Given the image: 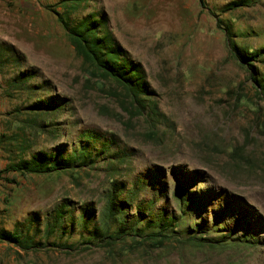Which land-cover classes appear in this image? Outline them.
<instances>
[{"label":"rangeland","instance_id":"rangeland-1","mask_svg":"<svg viewBox=\"0 0 264 264\" xmlns=\"http://www.w3.org/2000/svg\"><path fill=\"white\" fill-rule=\"evenodd\" d=\"M62 1L0 0V47L13 57L0 67V171L21 155L3 142L19 128L16 109L37 100L58 97L64 110L51 117L58 134L35 139L25 157L60 149L68 156L86 136L104 153L58 174H3L0 229L23 228L44 247L0 241V264H264V101L221 28L231 26L243 48L264 49V0L228 12L238 0H88L75 11L107 19L118 47L142 68L158 118L132 114L114 82L102 87L90 77L54 13L65 10ZM255 65L264 81V60ZM22 72L36 75L33 89L12 85ZM180 178L186 189L218 198L204 199L203 212L189 219L174 194ZM113 182L128 219L175 215L182 232L160 248L144 237L84 244L79 228L46 236V217L60 204L74 220L90 209L98 225ZM220 209L223 219L213 213ZM193 227L215 230L189 242Z\"/></svg>","mask_w":264,"mask_h":264},{"label":"trees","instance_id":"trees-1","mask_svg":"<svg viewBox=\"0 0 264 264\" xmlns=\"http://www.w3.org/2000/svg\"><path fill=\"white\" fill-rule=\"evenodd\" d=\"M88 0H63L61 5L65 8L63 12L54 11L58 16L59 22L65 29L71 45L74 47L76 54L82 58L87 72L91 78L100 82L102 87L109 81L114 82L117 86L116 91L120 88L130 100L131 113L137 116H150L154 118L160 117L157 104L151 101L150 97L153 92L149 87L145 74L140 65L130 61L120 47L107 27V19L103 16L90 14L81 18L74 17L75 11L79 10L81 5ZM257 1V0H256ZM249 0H238L227 4L223 8V12L235 10L237 8L250 4ZM225 32L227 45L232 56L247 69L250 80L257 89L259 97L264 101V81L260 78V72L255 65L257 62L264 60V49L253 50L251 48L241 47L236 38L237 34L231 26L221 27ZM10 50V51H9ZM12 48L0 47V67L4 66L7 61L13 60ZM6 57V58H5ZM12 58V59H11ZM33 72L19 73L12 82L14 87L19 90L33 89L29 82L35 78ZM64 110L62 100L51 98L50 100H37L15 111V122L19 124L17 132L12 135H3V142H7L8 150L15 153V149L21 154L20 158L9 163L5 169L0 171V178L3 174L18 173L20 175H51L65 172L75 167H86L97 162L96 160L104 153L97 152V148L91 145L86 136V141L80 143L75 150L65 156V151L60 149L55 152L34 153L30 157L25 155L31 150L34 140L43 135L50 134L55 136L58 134L56 128H52V116ZM264 125V123H263ZM15 146V147H14ZM14 147V148H13ZM24 155V156H23ZM185 178L178 179L176 189L174 190L175 198L179 206L185 209L182 211L184 215L190 216L189 219L197 211L203 212L206 207L204 199L216 197L212 190L199 194L198 191H190L186 189L182 182ZM195 179V178H193ZM9 182H14L7 179ZM199 180L189 182L196 185ZM112 191L107 195L106 205L104 207L102 217L98 220V225H92L94 213L90 209H83L80 220H74L73 217L67 216V204H60L51 211L46 217L44 232L46 236H53L61 231L63 234H71L74 229H78L82 235L84 244L112 243L117 240H125L127 237H144L145 240L152 242L157 248L163 246L167 241L176 239V235L182 231H177L183 222L175 215L164 217V219L153 218L145 220L140 213L133 218H127L126 201L119 199L120 191L117 182L112 183ZM190 188V187H188ZM123 189L121 188V191ZM220 196V194L218 195ZM218 197H216L217 199ZM222 198V197H221ZM230 202H228L229 204ZM229 212V210H227ZM219 214L222 210L213 211ZM191 214V215H189ZM163 217V216H162ZM214 221H217L216 215H213ZM36 221L33 218L28 224ZM69 222L68 231L66 232L67 223ZM114 227V229H113ZM117 228V229H116ZM214 231L215 228L209 229ZM201 227L191 229V241H199L204 237H197V233H205L206 237L211 232ZM36 233L41 231L37 227ZM85 234L88 237H84ZM207 238H204L206 240ZM203 240V241H204ZM0 241L13 244L24 251L43 246L42 242H35L34 238L26 233L23 228L15 231L0 229ZM252 244L255 242L250 241ZM44 247V246H43Z\"/></svg>","mask_w":264,"mask_h":264}]
</instances>
